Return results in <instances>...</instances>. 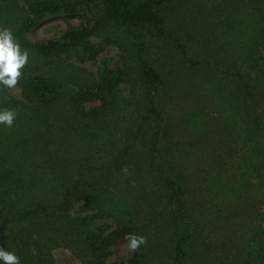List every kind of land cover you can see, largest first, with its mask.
<instances>
[{
	"label": "trees",
	"instance_id": "16d2710c",
	"mask_svg": "<svg viewBox=\"0 0 264 264\" xmlns=\"http://www.w3.org/2000/svg\"><path fill=\"white\" fill-rule=\"evenodd\" d=\"M23 1L27 8L15 10L13 16L3 18L5 4L0 7V30L9 29L21 49L29 53L17 86L8 89L0 85V111L11 110L17 114L11 127L0 124V246L14 253L20 264H54L52 251L59 247L72 250L85 264H97L113 245L136 236L143 237L147 243L135 250L131 260L118 264H163L167 260L164 255L172 256L171 264H187L188 248L193 244L200 252H195L197 262H213L211 248L204 245L210 242L205 235L207 230L201 227L205 224L197 222L187 199L190 186L180 180L183 176H178L185 171L182 162L177 155L176 159L165 157L166 151L161 145L166 118L159 108L158 97L165 81L149 58L145 31L152 26L166 41L170 63L190 72L200 71L199 79L213 87L210 90L226 92L215 98L216 103L223 108L222 114L228 115L229 125L240 124L236 129L240 131L239 143L247 149L246 159L236 163L239 167L233 170L232 176L201 178L197 175L190 185L195 190L205 189L211 204L217 201L214 220L208 218L206 224L230 220L224 235L217 233L220 237L215 242L222 243L226 254L236 252L232 264H264V107L255 111L252 108L255 100L264 102V71L259 72L252 66L253 62L263 60L258 47L264 46V0ZM177 1L186 9L177 16L167 17L164 11ZM85 11L93 18L92 27L69 28L59 40L34 42L29 38L49 20ZM241 18L244 20L239 21ZM98 34L108 44L117 46L123 62L116 69L103 65L96 75L81 73L67 59L79 60L82 49L89 57H97L101 46L93 44L91 38ZM203 39L206 40L202 46ZM222 53L226 54L225 58ZM54 59L64 62L56 68ZM71 67L74 71H70ZM74 75L77 83L65 92L66 80L69 82ZM135 79L140 80L138 86L147 90L146 107H142L146 108L145 114L137 115L133 121L103 115L102 111L112 100L116 109L121 108L120 103H127L118 91L124 84L135 89ZM233 84L237 86L227 87ZM15 90L20 93L19 100L12 97ZM229 92L239 100L232 102L227 96ZM87 102H99V105L88 109ZM61 107L72 110H60ZM62 120L65 127L60 123ZM131 128L136 129L135 142H141L136 148L150 157L149 170L137 168L133 177L137 187L145 184L151 195L159 199L154 206L160 205L159 210L165 205L168 207L161 213H153L155 221L162 219L164 229L161 233L157 229L143 231L134 225L136 212L133 210L124 214L117 212L118 216L114 217L117 227L106 235L90 233L80 226L78 218L71 216L67 221L69 227L67 219L52 212L53 207L48 203L59 190L58 183L63 179L73 180L78 172L82 180L97 181L106 177L104 187L109 185L113 172L123 169L119 165L121 161H110L121 143L118 132ZM227 147L225 144L223 156L227 155ZM127 150L126 147L122 150L125 158ZM171 152L182 153L181 149ZM229 166L223 163L222 168ZM81 181L73 188L81 187ZM211 186L215 194L224 197L214 198ZM137 187L133 195L138 194ZM66 194L64 202L56 204L57 211H66L75 205L72 193ZM228 201L235 203L233 208L227 205ZM239 202L244 203L246 210L233 215V209H240ZM147 204L143 200L140 206ZM211 204L208 200L202 204L203 209ZM136 206L134 199L127 204L128 209ZM109 208L112 212L113 207ZM42 213L49 217V222H44L37 233L12 236L13 226L27 224L33 216ZM58 219L64 226L57 223ZM124 219L135 221L122 222ZM70 228L78 238L76 243L73 237L67 236ZM9 238L11 244L2 242ZM28 243H37L33 254L26 249Z\"/></svg>",
	"mask_w": 264,
	"mask_h": 264
},
{
	"label": "rangeland",
	"instance_id": "374dc122",
	"mask_svg": "<svg viewBox=\"0 0 264 264\" xmlns=\"http://www.w3.org/2000/svg\"><path fill=\"white\" fill-rule=\"evenodd\" d=\"M3 4H5L3 8V15H5L3 18L13 16L16 13L15 10L17 9L20 10L27 8V5L23 0H0V7ZM185 9L184 5L181 2L178 3L177 1L176 4H170L164 13H166L167 17L173 15L177 16ZM242 20L244 19L241 18L239 21ZM239 21L238 25H240ZM92 24L93 18L88 14V11H85L76 16H63L49 20L42 24L39 29L32 32L29 35V38L34 42L59 40L69 28H80L88 25L92 27ZM145 35L146 40L148 41L149 58L151 59L155 69L161 74L165 81L158 97L159 108L166 118V125H164L163 128L164 134L161 138L162 148L166 151L164 155L167 158L174 157L175 159L177 155V158L181 160L180 163L182 162L181 165H183L185 169L184 173H179L178 176H183L180 180L190 186V189L187 192V199L191 204L192 214L195 215L197 222H204L205 224V226L201 227H203L204 230H207L205 231V235L210 242H206L204 245H208L211 248L210 251L215 257L213 262H210V264H232L236 252L226 254L222 248V243L219 241L215 242L217 239L216 237L218 236L217 233L221 234L223 232L222 235H224L230 220L226 223L211 225L206 224V219H213L215 217L214 213L218 206L217 201L211 204L210 195H208L205 189L200 190L198 188L195 190L193 185L190 184L197 179V175L199 177L201 176V178H205L206 176L219 178H223L228 175L232 176L233 170L239 167L236 166V163L240 160L246 159L245 152L247 149L239 143L240 138L238 135L240 131L236 129L240 127V124H233V122H231L229 125L226 119L228 115L222 114L223 108H220L216 103L217 99L215 98H220V93L225 91L221 89L210 90V88L213 87L205 85L203 80L199 79V76L201 77L202 75L200 71L190 72L185 67L170 63L167 57L168 52H166V41L160 36V34L157 33L154 27H148L145 31ZM100 37L101 36L98 34L91 38V42L93 44L101 46V51L97 54V57H89L87 51H83L82 49V56L79 60H75L73 58L72 60L67 59V61H69L72 66H75L76 69L79 68L81 73L88 72L95 75L98 73V69L103 65L111 67L112 69L118 68V66L123 62L119 49L114 44H111V42L108 44L106 39H102ZM205 40L206 39H203L202 46ZM258 52L259 54H262L260 56L263 60L253 62L252 66L260 72L261 70L264 71V46H259ZM222 57L225 58L226 54L222 53ZM257 59L258 57L255 60ZM60 60L62 59H54L52 62L53 66L56 68L59 67V64L64 62ZM72 70L73 69L71 67L70 71ZM211 70L215 71L216 69L211 68ZM64 77L67 78L66 76ZM135 81V89H129V87L124 84L120 88L121 90L118 91L119 96L127 103H120L121 108H117V111L115 106H113L114 100H112L110 103L111 105L109 104L108 108L102 111L103 115L107 116L109 114L114 118L119 116L124 118L123 120L133 121L137 115L142 116L145 114L146 108L142 107H146L148 94L145 95V93L147 90L146 88L138 86L139 84H137V81H140L139 79H135ZM78 82L82 81L80 80ZM65 83L66 86L64 87V91L67 92L69 86L73 88V86L77 83L76 76L74 75L69 82L66 80ZM234 86L237 85L233 84L227 87ZM229 93H227V96L232 98V102L234 100H239L237 95L233 97V95L231 93L230 95ZM19 96L20 93L17 90H15L12 94V97L17 100L20 99ZM87 103L89 105L87 104L85 106L88 109L98 107L99 105V102ZM262 107H264V102H258V100H255L252 103V108L254 109L253 111ZM63 109L68 111L72 110L71 108L62 107L60 110ZM128 115L133 117H127ZM62 122L64 121H60L61 124ZM84 125L86 124H83V126ZM111 125L113 126L114 124L112 123ZM225 130L230 132V134L228 132L223 133ZM135 134V128L119 130L118 136L121 143L119 144L116 152L113 153V158H111L110 161H114V159L121 161L119 165H123V169L120 172H113L109 178L110 184L106 187H104L106 177L104 180L98 179L97 181L93 180V178L82 180L83 178L78 174V172H76V175L74 174L75 178H73V180L66 181L63 179L58 183L59 190L54 194V198L49 200L48 203L53 207L52 212L56 211L58 217L63 215V217L67 219L66 223L69 227L70 225L67 221L70 220L68 217L71 216L72 218H78L80 226H82L83 229L90 231V233H93L94 235H106L117 227V223L114 218L118 216L117 212L120 213L121 211L124 214L127 210H133L136 212V221L133 219H124L122 222L133 223V221H135L136 224L134 225L143 229V231H152L157 229L160 233L162 232L161 229H164V226L161 224L162 219L155 221L153 219V213L157 211L161 213L168 207L165 205L164 208L159 210L158 208L160 205L154 206L153 203L159 199H155L154 196L151 195V190L146 189L145 184L137 187L138 182L133 177L134 171H136L137 168H145L149 170L150 167L149 155L144 154L139 147L136 148V146L141 142L140 140H138L137 143L135 142ZM225 144H228L226 150L227 155L223 156ZM220 145H222V147L219 149L218 147ZM125 147L128 149L126 158L122 151ZM172 149H177L179 151L181 149L182 153L178 154V152H171ZM223 163H227L228 166L229 163H231L232 166L222 168ZM78 180H82V186L76 190L73 186L78 182ZM83 186H86L87 188H83ZM136 187V190L139 192L137 195H133ZM211 187L214 198L220 199L221 196L224 197V195L220 196L219 194H215V189L213 186ZM66 193H72V199H74L75 205L72 208H69V210L57 211L56 204L59 205L64 202L63 196H65ZM168 198L169 197L166 195L165 199ZM131 199L137 200V206L132 209H128L127 204ZM143 200L145 203L148 202V204L140 206V203ZM208 200L211 206L207 205L208 207L205 210L203 209L204 207L202 204L208 202ZM167 201L169 202V200ZM219 202L224 204L222 200ZM227 205H231L233 208L235 203L228 201ZM243 205V202H239L238 207H240V209H233V215H239V213L246 210ZM109 207H113L112 212L109 211ZM130 215L132 216L133 213ZM48 218L49 217L45 216L43 213L38 216H33L27 224L13 226L14 229L10 232L12 233V236L14 235L13 237H19L22 233L24 234L26 232L35 231L37 233L44 222H49ZM60 221L61 220L58 219L57 223ZM59 224L64 226L63 223ZM69 233L67 236L73 237L72 240L76 243L78 238L72 232L71 228ZM201 236L202 234H200V237ZM35 238L36 237H33V239ZM2 242L9 244L12 243L10 238L3 240ZM36 244L37 243H28L26 245V249L27 251H30V254H33ZM197 251L199 252V248L195 244L188 248V258H191H187V264H200V262H197L196 260L197 256L195 255V252ZM106 254L107 256L103 255L101 259H98L97 264H118L124 261H129L133 258L135 251L131 249L130 241H121L108 249ZM52 255H54V264H85L83 261H80L77 257H75L72 250L70 251L59 247L52 251ZM164 257L167 260H164L163 264H171L170 259L172 256L164 255Z\"/></svg>",
	"mask_w": 264,
	"mask_h": 264
},
{
	"label": "clouds",
	"instance_id": "9594fccd",
	"mask_svg": "<svg viewBox=\"0 0 264 264\" xmlns=\"http://www.w3.org/2000/svg\"><path fill=\"white\" fill-rule=\"evenodd\" d=\"M29 61V53L22 50L13 33L9 29L0 30V85L8 89H14L19 78L22 77V69ZM17 114L15 111H0V124L11 127ZM130 247L138 250L147 242L143 237L130 236ZM0 264H20L19 258L0 246Z\"/></svg>",
	"mask_w": 264,
	"mask_h": 264
}]
</instances>
